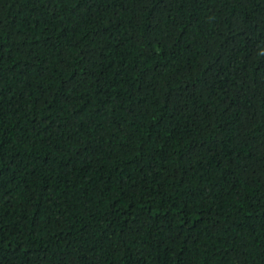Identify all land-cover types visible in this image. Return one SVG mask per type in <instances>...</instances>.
<instances>
[{
  "label": "trees",
  "instance_id": "trees-1",
  "mask_svg": "<svg viewBox=\"0 0 264 264\" xmlns=\"http://www.w3.org/2000/svg\"><path fill=\"white\" fill-rule=\"evenodd\" d=\"M0 264H264V0H0Z\"/></svg>",
  "mask_w": 264,
  "mask_h": 264
}]
</instances>
